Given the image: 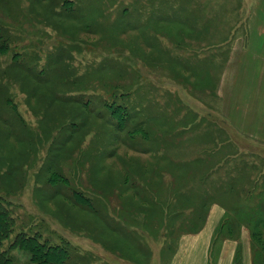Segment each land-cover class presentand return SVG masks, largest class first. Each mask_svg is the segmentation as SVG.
I'll list each match as a JSON object with an SVG mask.
<instances>
[{
  "label": "rangeland",
  "instance_id": "obj_1",
  "mask_svg": "<svg viewBox=\"0 0 264 264\" xmlns=\"http://www.w3.org/2000/svg\"><path fill=\"white\" fill-rule=\"evenodd\" d=\"M70 4L0 0V264H56L53 245L61 264H169L214 202L233 215L214 242L248 224L264 263V201L244 198L264 195V147L231 144L220 113L232 44L261 6Z\"/></svg>",
  "mask_w": 264,
  "mask_h": 264
},
{
  "label": "crops",
  "instance_id": "obj_2",
  "mask_svg": "<svg viewBox=\"0 0 264 264\" xmlns=\"http://www.w3.org/2000/svg\"><path fill=\"white\" fill-rule=\"evenodd\" d=\"M256 2L261 8L256 9L253 32L234 40L220 93V113L230 128L231 144L239 147H245L244 143L250 144L248 147H264V0ZM255 194L259 198L256 195L244 198L264 201L262 193ZM222 198L227 201L234 197L224 192ZM240 205L242 212L237 215H252L253 206H257L247 202ZM231 206L212 203L200 230L180 237L177 252L169 264H257L248 224L238 228V238L227 237L214 242L220 221L226 215L233 216L228 211Z\"/></svg>",
  "mask_w": 264,
  "mask_h": 264
},
{
  "label": "trees",
  "instance_id": "obj_3",
  "mask_svg": "<svg viewBox=\"0 0 264 264\" xmlns=\"http://www.w3.org/2000/svg\"><path fill=\"white\" fill-rule=\"evenodd\" d=\"M70 1L71 0H59V7L61 10H65V7H69L71 4H70ZM69 66V65H68ZM68 72L66 73V76L64 77L65 79H68L70 78V76L72 75H76L77 72L76 70L74 69V71L72 72V70L70 68H68ZM89 104V100H86L85 101V106H88ZM112 110V111H111ZM112 114H111V113ZM123 110L121 109H116L115 107L109 109V114H111V116L115 117L116 120H117V127L118 128H122L124 125V117L122 118L121 114H122ZM124 113V112H123ZM125 114V113H124ZM0 216H4V212L0 210ZM30 235H20L17 234L16 236V243L18 245H27L28 242H30L31 238L32 237H28ZM35 239V238H34ZM36 240V239H35ZM40 243L37 241V245L35 246V249H34V253L38 254L40 253ZM52 251V261L56 262V264H61V262L63 261L62 260V257H61V254L64 253V250L61 248L60 245H53V246H47L46 250L44 251V254L43 256H46L47 255V252H51Z\"/></svg>",
  "mask_w": 264,
  "mask_h": 264
}]
</instances>
